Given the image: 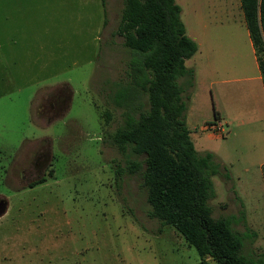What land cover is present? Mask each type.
Masks as SVG:
<instances>
[{"label":"rangeland","instance_id":"rangeland-1","mask_svg":"<svg viewBox=\"0 0 264 264\" xmlns=\"http://www.w3.org/2000/svg\"><path fill=\"white\" fill-rule=\"evenodd\" d=\"M175 2L201 48L185 62L198 66L186 125L195 149L213 153L229 175L211 177L212 217L230 218L243 253L264 260V111L239 0ZM101 6L0 0V264L199 261L148 216L140 173L118 174L126 157L111 138L124 119L110 95L127 81L129 52L115 34L124 0H104L99 28ZM210 123L222 133L201 130Z\"/></svg>","mask_w":264,"mask_h":264},{"label":"trees","instance_id":"trees-1","mask_svg":"<svg viewBox=\"0 0 264 264\" xmlns=\"http://www.w3.org/2000/svg\"><path fill=\"white\" fill-rule=\"evenodd\" d=\"M239 3L264 87V0ZM180 14L175 0H124L115 34L129 52L127 81L114 83L110 95L124 119L111 138L126 157L118 174L140 173L148 216L180 234L196 251V264H264L243 253V237L230 218L212 217L211 177L229 175L213 153L196 151L186 125L194 75L185 61L197 44Z\"/></svg>","mask_w":264,"mask_h":264},{"label":"crops","instance_id":"crops-1","mask_svg":"<svg viewBox=\"0 0 264 264\" xmlns=\"http://www.w3.org/2000/svg\"><path fill=\"white\" fill-rule=\"evenodd\" d=\"M100 5H101V0H100ZM238 5H239V7H240V3H238ZM101 8H102V10H103V8L104 7H102L101 6ZM104 15H105V10H103V12H102V14H101V21H100V23H99V25H98V27L100 26L101 27V25L103 24V21H104ZM180 16H181V14H180ZM182 21V20H181ZM242 21L244 22V20H243V16H242ZM184 24V23H183ZM184 26H185V31H186V34H187V36L189 37V38H191L196 44H197V52L194 54V55H196L197 53H200L201 52V48H200V43H199V41L197 40V37L196 36H190L189 34H188V32H187V29H186V25L184 24ZM99 27V28H100ZM20 30H22V29H20ZM19 35H21V36H25L26 34H25V31H19V32H17ZM14 35H16V33L14 34ZM247 36H248V39H249V34H248V31H247ZM13 43H15V40H14V37H13ZM249 43H250V46H251V49H252V54H253V58H254V61H255V71H253V77L251 78V80L250 81H252L253 82V87H254V91H255V93H256V95L259 97V99H260V102H261V108L263 109V111H264V87H263V84H262V79H261V75H260V72H259V69H258V66H257V62H256V58H255V55H254V50H253V47H252V44H251V41H250V39H249ZM186 62V61H185ZM200 63V62H199ZM198 63V64H199ZM197 64H195V62H194V66H192V67H187V68H191L194 72H193V74H196L197 73ZM240 82H242L240 79H237V78H234V79H232L231 80V83H233V84H236V83H240ZM191 96H190V103H192V101H193V98H194V96H195V93L193 94V96H192V93L190 94ZM219 114L217 113V118L219 119ZM188 127V126H187ZM188 129L190 130V136H191V139H192V141H193V144H194V147H195V141H194V138H193V135H192V129L190 128V127H188ZM209 135V134H208ZM210 136V135H209ZM197 151V150H196Z\"/></svg>","mask_w":264,"mask_h":264},{"label":"built area","instance_id":"built-area-1","mask_svg":"<svg viewBox=\"0 0 264 264\" xmlns=\"http://www.w3.org/2000/svg\"><path fill=\"white\" fill-rule=\"evenodd\" d=\"M221 125L218 123V124H213V123H210L208 125H205L201 128L202 131L206 132H210L212 134H219V133H222V130L220 129Z\"/></svg>","mask_w":264,"mask_h":264},{"label":"water","instance_id":"water-1","mask_svg":"<svg viewBox=\"0 0 264 264\" xmlns=\"http://www.w3.org/2000/svg\"><path fill=\"white\" fill-rule=\"evenodd\" d=\"M3 209H4V203L1 202V204H0V213L3 211Z\"/></svg>","mask_w":264,"mask_h":264},{"label":"flooded vegetation","instance_id":"flooded-vegetation-1","mask_svg":"<svg viewBox=\"0 0 264 264\" xmlns=\"http://www.w3.org/2000/svg\"><path fill=\"white\" fill-rule=\"evenodd\" d=\"M2 202V200H0Z\"/></svg>","mask_w":264,"mask_h":264}]
</instances>
